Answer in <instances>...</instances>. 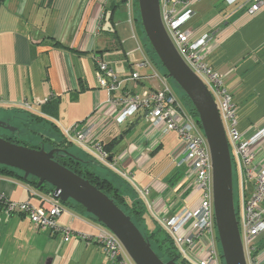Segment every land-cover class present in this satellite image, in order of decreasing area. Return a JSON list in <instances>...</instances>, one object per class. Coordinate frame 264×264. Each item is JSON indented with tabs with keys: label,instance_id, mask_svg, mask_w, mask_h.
<instances>
[{
	"label": "crops",
	"instance_id": "1",
	"mask_svg": "<svg viewBox=\"0 0 264 264\" xmlns=\"http://www.w3.org/2000/svg\"><path fill=\"white\" fill-rule=\"evenodd\" d=\"M135 3L132 0L131 10L128 0H1L0 121L5 126H0V134L38 143L44 137L58 138L63 128L94 119L103 126L109 141L119 134L118 128L125 129L124 125L107 124L109 119L103 117L105 109L102 112L100 107L109 95L98 85L96 58L112 66L121 78L137 70L132 58L141 59L142 54L136 50L133 31L142 41L143 34L136 21L140 15ZM191 7L194 13L184 28L192 30V40L212 34L205 60L223 75L238 108L239 130L249 137L264 127V9L250 15L224 0L196 1ZM150 71V67L138 70L142 75ZM153 85L151 80L124 81L127 91L115 95L140 93ZM46 99L50 101L39 103ZM36 117L42 126L36 127ZM141 122L145 131L123 141L135 127L130 128L115 146V156H108V163L92 165L120 186L129 200L142 198L149 219L148 226L143 225L155 228L186 208H197L200 192L195 189L188 164L183 162L182 146L169 149L173 162L168 169L154 163L173 131L162 134L148 119ZM260 151L262 158L264 146ZM74 154L84 160L80 146L76 145ZM33 192L19 181L0 176V196L37 207L51 204ZM58 222L70 224L78 234H97L92 222L68 209ZM255 243L256 256L264 264V232ZM202 249L201 242L197 252ZM0 264L115 263L106 258L95 240L74 236L65 241L60 234L34 228L25 214L5 215L0 206Z\"/></svg>",
	"mask_w": 264,
	"mask_h": 264
},
{
	"label": "built area",
	"instance_id": "2",
	"mask_svg": "<svg viewBox=\"0 0 264 264\" xmlns=\"http://www.w3.org/2000/svg\"><path fill=\"white\" fill-rule=\"evenodd\" d=\"M196 1L201 0H160L162 19L178 51L192 70L204 81L217 103L232 155L235 206L246 259L248 264H260L256 256L255 240L264 232V157L260 158L262 152L260 149L264 146V127L249 137L239 130L238 108L233 95L225 86L223 75L215 71L205 60L212 34H205L198 40H192V30L184 28L193 16L191 5ZM224 2L250 15L264 9V0H224ZM131 4L132 0H128V5L132 10ZM133 38L137 41L136 50L142 54V58L133 60L137 70L132 73L131 80H155L158 87L149 88L140 93H125L123 97H117L115 92L121 87L122 81L117 80L113 69L106 62L96 58L98 85L109 95L108 101L102 108L100 107L102 112L105 109L102 113L103 117L109 119L107 124L120 126L138 109H150L147 119L162 134L171 131L178 133L183 143V162L188 164L194 176L195 189L201 193V198L197 208H186L180 214L165 220V228L174 238L180 257L190 258L196 264H224L218 247L214 214L212 159L203 129L196 118L174 96L168 77L160 73L154 63L150 64L144 43L135 31H133ZM148 67L151 68L152 74L142 75L138 72L139 69ZM44 101L46 102L47 99L39 100V103ZM28 107L31 109L32 106L28 103ZM103 129V126L99 127L93 119V121L88 120L85 125L75 123L63 128V132L73 143L97 156L98 161L108 163V153L101 145H95L98 136L101 133L104 134ZM110 166L115 169L113 165L110 164ZM0 198L7 204L5 209L7 216L15 212L27 211L37 229L61 231L65 234V240H69L74 234L70 224L61 225L58 222L59 216L65 209L54 197L45 198V201L51 203L47 207L9 201L4 195ZM92 225L97 234L79 233L78 236L95 240L102 245L106 258L110 261H117L119 264H136L112 231L97 222ZM180 231L183 232L179 234ZM201 242L203 249L198 253L197 249ZM203 250L199 258L198 255Z\"/></svg>",
	"mask_w": 264,
	"mask_h": 264
},
{
	"label": "water",
	"instance_id": "3",
	"mask_svg": "<svg viewBox=\"0 0 264 264\" xmlns=\"http://www.w3.org/2000/svg\"><path fill=\"white\" fill-rule=\"evenodd\" d=\"M145 35L171 78L192 102L210 149L213 167V203L221 257L224 264H248L237 218L232 155L217 103L192 70L170 37L161 13L160 0H137ZM0 126H5L0 121ZM9 129H14L7 126ZM58 149L33 148L0 135V165L34 176L38 185L53 186V197L74 200L122 242L136 264H180L164 261L150 240L107 193L55 158Z\"/></svg>",
	"mask_w": 264,
	"mask_h": 264
},
{
	"label": "trees",
	"instance_id": "4",
	"mask_svg": "<svg viewBox=\"0 0 264 264\" xmlns=\"http://www.w3.org/2000/svg\"><path fill=\"white\" fill-rule=\"evenodd\" d=\"M137 4V0L136 3ZM136 21L139 23V28H141V32L144 35L143 37V41L145 40V48L148 52V54L146 55L150 64H152L154 62L155 65H157V69L161 70L163 72V74L165 76H167V72L165 70V68L162 66L160 60L158 59V57L156 56L150 42L148 41L145 32L143 30L142 24H141V20L139 17V20L136 19ZM109 65V64H108ZM109 67L111 69L112 66L109 65ZM161 68V69H160ZM114 73L116 74V78L117 80H121V87L117 90V91H127V89H124L125 87H123V82L127 81V82H140V81H134L131 80L132 78V74L130 76H127V78H121V76H119L115 70L113 69ZM152 74V70L150 71V73L148 75ZM168 77V76H167ZM170 86L172 89V93L174 94V96H176L177 100L183 105V107L193 116L196 118V120L198 121V115L197 112L192 104V102L190 101V99L188 98V96L183 92V90L176 85V83L170 79ZM153 82V86L150 88H157V82L155 80H151ZM173 87L178 88L181 91V95L180 98L177 96L176 91L174 90ZM149 89V88H148ZM116 91V92H117ZM115 92V93H116ZM137 93V92H135ZM134 94V93H131ZM125 94L123 93L122 96L123 97ZM118 97V96H117ZM49 100V99H47ZM50 101V100H49ZM48 101V102H49ZM150 109H138L131 117H134L133 119V123L131 124L130 122V118H128L123 124H121L120 126L124 125L125 123V129L123 128H118V135H114V137L112 139H110L109 141H106L105 139V135L104 134H100L95 142L96 144H99L103 147L104 151L108 153V155L114 157L115 154L117 153V150L114 152L115 150V146L117 144H119L121 142V137L123 135H125V133L132 127H136L139 123H141V121L143 119H147V115L149 113ZM141 112L143 114H141ZM35 121V125L36 127H40L42 126V121H40L38 119V117H36L34 119ZM40 123V124H39ZM199 123V121H198ZM200 125V123H199ZM118 125H115V127ZM201 126V125H200ZM58 128V127H57ZM59 129V128H58ZM110 130H114L113 126L110 128ZM111 131V132H112ZM35 132V131H34ZM61 134L59 135L58 138H51V137H44L43 141L38 142V143H31L29 141H27L26 139H24L21 136H12L14 138H11L9 136H7L6 134H0L1 136L10 139L14 142L29 146V147H33V148H40L43 145H45V148L47 150L49 149H58V152L55 153V158L56 160H58L60 163H62L63 165L69 167L70 169H72L73 171H75L76 173H78L79 175L83 176L84 178L90 180L94 185H96L98 188H100L103 192L107 193L111 198L114 199V201L119 205V207H121L128 215L131 216V218L133 219V221L136 223V225L139 227V229L142 231V233L150 240L151 243L152 240L156 241L159 244V249H163L165 254L169 257V259H173V258H178V261L180 262L183 261L184 264H196L195 262H193L190 258L187 257H180L179 255V251H178V247L176 246L175 240L174 238L167 233V231L163 230V228L160 225H157L155 228H146V231L144 232L141 228V224L146 223V225L148 226L149 224V219L146 215L147 213V208L146 205L143 201L142 198H136L134 200H129L128 197L125 195V193L121 190L120 186H117L113 181L108 180L107 178H105L101 173L100 170L97 171L94 165H92V163H98L99 165H102V162L98 161V157L95 156L93 153L91 152H87L84 149L85 155H83V159L87 160L89 162H85L84 160H80L76 157V155L74 154V150L76 147V143H73L71 140H69V138L66 137L65 133L62 131H60ZM93 145V144H92ZM95 145L93 147H95ZM78 146V145H77ZM96 161V162H95ZM0 176H5L7 178L19 181L23 184H25L29 189H34L33 194H35L36 196H38L39 198H41V200H45V198H53V186L49 183H44L42 185H38V179L34 176H29L27 179H24L22 176V172H20L19 170H14L12 168H9L7 166H1L0 165ZM5 199H8V197L4 196ZM9 201H12L10 199H8ZM60 203V206L63 209H68L71 210L73 212H75V214L81 216L82 219L85 220H89L92 223H96L97 221L95 219H93V216L89 213L86 212V209L79 203H76L74 200H68L66 203H63L62 201L58 200ZM17 202V201H16ZM23 203V202H22ZM24 203H29L31 206H35L33 203L31 202H24ZM0 206L2 208V211L5 213V209L7 208V204L5 201H3L0 198ZM37 207V206H36ZM19 212H15L12 214H16ZM21 214H25L27 217H29V220L31 221V223L33 224L34 228L35 225L31 220L30 215L26 212H21ZM6 215V214H5ZM99 223V222H97ZM104 226V225H103ZM149 229V230H148ZM42 230L44 231L42 228H39V231ZM73 230V229H72ZM45 231H49L50 234L53 235V233H57L62 235L63 239L65 240V234H63V232L61 231H57L54 229H46ZM74 231V230H73ZM78 237L80 239V236H78V233L74 232V234L71 236V238L69 240H71L73 237ZM69 240H65V241H69ZM83 240H89V239H83ZM92 241V240H91ZM98 243V242H97ZM99 244V243H98ZM100 245V244H99ZM153 246V245H152ZM102 251V245H100ZM154 248V247H153ZM156 251V250H155ZM157 252V251H156ZM104 253V251H103ZM157 254L162 258V256L159 254V252H157ZM105 255V253H104ZM106 256V255H105ZM164 260V259H163ZM113 262V261H111ZM115 264H119V262H113Z\"/></svg>",
	"mask_w": 264,
	"mask_h": 264
},
{
	"label": "rangeland",
	"instance_id": "5",
	"mask_svg": "<svg viewBox=\"0 0 264 264\" xmlns=\"http://www.w3.org/2000/svg\"><path fill=\"white\" fill-rule=\"evenodd\" d=\"M143 37H144V35H143ZM141 39H142V37H141ZM133 60L135 59V57L134 58H132ZM161 69V68H160ZM162 70V69H161ZM161 70H159L160 71V73H162L163 74V72L161 71ZM171 79V78H170ZM174 88V90L176 91V94H177V96L180 98V95H181V91L178 89V88H176V87H173ZM180 100H181V98H180ZM0 118H3L2 116H0ZM131 119V118H130ZM126 124L127 123H125L124 124V126H126ZM143 131H145V125L141 122V123H139L135 128H133L130 132H129V134H128V138L126 137L123 141H126L127 142V140L129 139V141L131 140V139H134L139 133H141V132H143ZM167 139L166 140H164V141H166V147H164V149L161 151V152H159L158 154H157V156H156V158L154 159V163H158L159 164V166L160 167H164L165 166V168L166 169H168L167 168V166L169 165V163L170 162H173V159H172V157H171V154H170V152H169V149H172L173 147H174V149H178L179 147H181L182 146V148H183V143H182V140L180 139V137H179V135H178V133H176L175 131H173L172 133H170V135L168 136V137H166ZM31 143H33V142H31ZM161 161H162V163H161ZM235 190V189H234ZM249 194H251V190H249ZM201 198V193H200V196H199V199ZM195 200L197 199V197H195L194 198ZM200 201V200H199ZM46 207H47V205H45ZM39 207V206H38ZM163 222V223H162ZM160 224H162V225H160L162 228H163V230H165V231H167V229L165 228V224H164V221H162ZM92 225V224H91ZM93 226V225H92ZM94 227V226H93ZM141 228H142V230L145 232L146 231V228H145V226L143 225V224H141ZM96 230V229H95ZM183 231H180L179 232V234H181ZM167 233L169 234V232L167 231ZM86 234V233H85ZM89 235V234H88ZM152 245H153V247H154V249L157 251V252H159V254L162 256V259H164V261H169L170 259H169V257L165 254V252H164V250L163 249H159V244L156 242V241H153L152 240ZM180 264H184L183 263V261H181L180 260Z\"/></svg>",
	"mask_w": 264,
	"mask_h": 264
}]
</instances>
